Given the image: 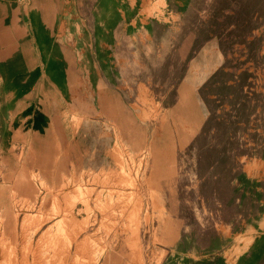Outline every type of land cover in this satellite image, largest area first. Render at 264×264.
I'll return each mask as SVG.
<instances>
[{"label":"rangeland","instance_id":"374dc122","mask_svg":"<svg viewBox=\"0 0 264 264\" xmlns=\"http://www.w3.org/2000/svg\"><path fill=\"white\" fill-rule=\"evenodd\" d=\"M131 1L151 31L121 37L134 54L116 112L98 98L109 85L70 84L72 112L85 113L75 128L107 109L117 172L79 176L61 144L13 131L0 150V264H222V241L238 244L250 214L238 180H264V0ZM263 222L243 243L262 256Z\"/></svg>","mask_w":264,"mask_h":264},{"label":"crops","instance_id":"0c3cea01","mask_svg":"<svg viewBox=\"0 0 264 264\" xmlns=\"http://www.w3.org/2000/svg\"><path fill=\"white\" fill-rule=\"evenodd\" d=\"M175 2L185 6L191 0ZM131 4V0H0L2 152L13 147L12 132L18 129L48 139L47 150L61 144L67 150L64 162L75 164L79 176L82 171L95 175L108 170L117 172L118 160L111 155L112 140L107 136L112 132L107 124V109H100L98 123L75 128L72 116L81 117L85 113L72 112L70 84L109 85L111 90L99 93L98 98L105 99L109 94L113 106L109 108L110 115L112 110L116 112V85L124 73L119 68L128 67L134 54L133 46L123 54L121 37H131L140 29L147 34L151 31L149 25L143 28L138 22ZM86 132L93 134L88 136ZM23 183L26 185V181ZM238 184L239 209L250 214L244 216L237 245L230 246L233 242L229 239L222 241L221 263L232 264L229 253L237 248L238 263L261 264L264 256L252 254V247L247 250L243 243L246 237L257 236V232L251 233L249 229L255 228L261 215L264 216V180L244 175ZM2 192L0 189V196ZM10 225L7 223L4 230H9ZM178 247L174 243L172 251Z\"/></svg>","mask_w":264,"mask_h":264},{"label":"bare ground","instance_id":"6f19581e","mask_svg":"<svg viewBox=\"0 0 264 264\" xmlns=\"http://www.w3.org/2000/svg\"><path fill=\"white\" fill-rule=\"evenodd\" d=\"M31 185L29 183H26V185L24 184V189L30 190L31 189ZM76 218V217H75ZM14 235V234H13ZM15 236V235H14ZM12 241V240H11ZM16 241V240H15ZM21 249V248H20ZM37 252V251H36ZM36 254V253H35ZM12 256V255H11ZM38 257V256H37ZM8 258V257H7ZM25 260V259H24ZM37 260V259H36ZM40 261V260H39ZM24 262V261H23ZM36 262V261H35ZM48 262V261H47ZM22 263V261H21Z\"/></svg>","mask_w":264,"mask_h":264}]
</instances>
